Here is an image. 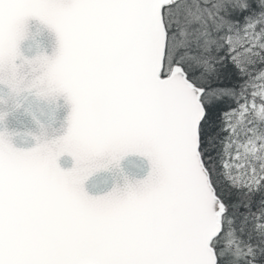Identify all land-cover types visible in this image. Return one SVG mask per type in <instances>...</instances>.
Instances as JSON below:
<instances>
[{
    "label": "snow or ice",
    "instance_id": "snow-or-ice-1",
    "mask_svg": "<svg viewBox=\"0 0 264 264\" xmlns=\"http://www.w3.org/2000/svg\"><path fill=\"white\" fill-rule=\"evenodd\" d=\"M31 18L51 57L20 53ZM25 80L71 110L0 133V264H264V0H0V84ZM133 155L143 179L84 190Z\"/></svg>",
    "mask_w": 264,
    "mask_h": 264
},
{
    "label": "water",
    "instance_id": "water-1",
    "mask_svg": "<svg viewBox=\"0 0 264 264\" xmlns=\"http://www.w3.org/2000/svg\"><path fill=\"white\" fill-rule=\"evenodd\" d=\"M57 48L55 33L39 20L27 21L26 36L19 44L23 57L32 59L39 55L51 57ZM63 96L55 99H43L34 94L21 93L13 95L10 89L0 84V133L7 135L16 149L28 150L40 140H51L63 135L67 127L70 112ZM58 166L63 170L73 167L74 161L68 156H61ZM149 171L144 157L128 156L120 163V168H112L94 174L84 183V190L92 196L103 195L114 186H122L123 178L129 180L143 179Z\"/></svg>",
    "mask_w": 264,
    "mask_h": 264
},
{
    "label": "clouds",
    "instance_id": "clouds-1",
    "mask_svg": "<svg viewBox=\"0 0 264 264\" xmlns=\"http://www.w3.org/2000/svg\"><path fill=\"white\" fill-rule=\"evenodd\" d=\"M4 74L7 77V75H8L7 69L4 70ZM10 91L13 95H17V96L20 95L21 93H30V94L35 95V92L33 90H30V83L27 80H25L19 84V91L18 92H13L12 90H10Z\"/></svg>",
    "mask_w": 264,
    "mask_h": 264
}]
</instances>
